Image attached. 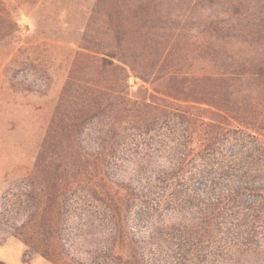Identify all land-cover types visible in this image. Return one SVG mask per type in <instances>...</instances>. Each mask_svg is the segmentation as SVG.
<instances>
[{
    "label": "trees",
    "instance_id": "trees-1",
    "mask_svg": "<svg viewBox=\"0 0 264 264\" xmlns=\"http://www.w3.org/2000/svg\"><path fill=\"white\" fill-rule=\"evenodd\" d=\"M203 1L95 0L32 170L1 203L8 235L54 264H226L259 247L264 177L242 157L264 154V0H222L232 21L193 53L157 31L173 2ZM16 27L1 15L0 40ZM99 213L108 239L88 248L80 222Z\"/></svg>",
    "mask_w": 264,
    "mask_h": 264
},
{
    "label": "rangeland",
    "instance_id": "rangeland-1",
    "mask_svg": "<svg viewBox=\"0 0 264 264\" xmlns=\"http://www.w3.org/2000/svg\"><path fill=\"white\" fill-rule=\"evenodd\" d=\"M94 2L0 0V14L17 23L16 29L0 40V207L2 202L10 205L17 199L21 180L32 170ZM229 6L223 4L222 0H213L211 4L191 2V11H188L178 2H173L171 15H165L158 23L161 26H157V31L165 33L164 38L172 34L178 40L177 45L184 48L187 45L186 52L193 53L197 51V43L208 38L202 31H210L228 21L230 15H226V11ZM232 45L234 50H244L249 46ZM221 47L222 44L212 37L209 47H206L211 51H208L209 55H204L220 61L223 54L216 52ZM130 83L135 86L139 80L131 78ZM236 136L237 147L243 145L244 151L253 145L259 146L260 138L256 134L238 133ZM260 146L264 147V144ZM242 159L258 161L260 174L264 177V154L252 153L244 155ZM100 215L92 222L84 221V218L80 222L81 240L88 248L93 243L108 239L107 225ZM12 221L16 219L0 215V237L7 236L0 243V262L54 264L5 232ZM226 264H264V241L259 247L247 248L243 254L234 253L232 262Z\"/></svg>",
    "mask_w": 264,
    "mask_h": 264
}]
</instances>
